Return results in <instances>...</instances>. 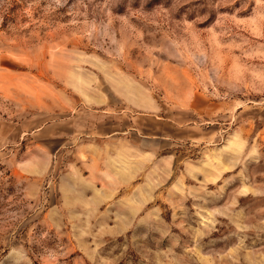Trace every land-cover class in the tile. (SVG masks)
<instances>
[{
  "label": "rangeland",
  "instance_id": "obj_1",
  "mask_svg": "<svg viewBox=\"0 0 264 264\" xmlns=\"http://www.w3.org/2000/svg\"><path fill=\"white\" fill-rule=\"evenodd\" d=\"M0 264H264V0H0Z\"/></svg>",
  "mask_w": 264,
  "mask_h": 264
}]
</instances>
